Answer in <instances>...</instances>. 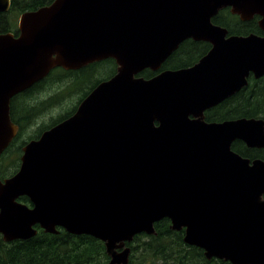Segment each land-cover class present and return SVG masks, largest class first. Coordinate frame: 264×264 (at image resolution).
<instances>
[{
	"label": "water",
	"instance_id": "1",
	"mask_svg": "<svg viewBox=\"0 0 264 264\" xmlns=\"http://www.w3.org/2000/svg\"><path fill=\"white\" fill-rule=\"evenodd\" d=\"M227 7L243 20L261 16L264 30V0H54L23 12L18 35L0 33V161L19 131L13 97L57 67L117 63L0 178L4 241L35 236L37 224L62 227L104 241L105 264H129L127 243L168 218L208 259L264 264V159L233 149L236 140L264 148V118L205 120L251 73L264 76V36H227L214 24ZM10 8L0 0V12ZM189 38L212 44L196 64L137 76L160 69Z\"/></svg>",
	"mask_w": 264,
	"mask_h": 264
},
{
	"label": "trees",
	"instance_id": "2",
	"mask_svg": "<svg viewBox=\"0 0 264 264\" xmlns=\"http://www.w3.org/2000/svg\"><path fill=\"white\" fill-rule=\"evenodd\" d=\"M53 1L13 0L10 13H0V33L15 31L18 34L17 19L19 15L25 11L36 10L51 4ZM14 13L15 16L12 15ZM237 18L229 11V8H226L221 10L213 18V21L227 27L231 33L244 34V28L240 26L241 22L236 21ZM202 50V46L188 39L173 55V58L166 63V66L179 68L193 65L204 54H201ZM108 68L110 73L103 75L102 70ZM115 71L116 62L112 58L91 64L79 71L82 73L83 78L84 76L88 78L89 75L92 78V80L88 79L87 89L85 86L80 89L84 91V95L80 98L76 97L77 102L71 111L65 110L56 117H52L50 123L40 125L28 137H25L27 127L41 113L54 104H62L72 96L67 88L68 79H71V83L76 85L80 83V77L76 76L75 73L69 76L70 73L68 74L67 70L58 67L27 91L16 95L11 102V117L20 126V131L2 155L0 178L4 179L14 175L21 164L23 147L31 140L41 136L43 131L73 115L82 98L87 95L88 90L108 79ZM152 74L153 72L150 70L142 73L145 77ZM254 83L249 84L239 93L230 97L222 104L220 111L211 118L218 120L240 117L264 118V78L258 82L256 81V84L259 83L258 85ZM53 86L54 89H52ZM46 94L48 95L45 97ZM208 118L210 119L209 116ZM233 149L251 159H264V148L248 147L241 140H236L233 143ZM6 167L8 168L6 169ZM11 168H13V171H10ZM20 200L30 203L27 196L21 197ZM37 227L39 233L24 240L18 239L5 242L0 234V264H105L110 258L105 243L92 235H76L62 228H59V233L54 234L45 232L38 225ZM155 227V234L141 233L135 236L133 242L128 243L132 248L129 264H232L217 258L207 259L203 249L186 244L184 242L185 230H173L171 221L168 218L156 222Z\"/></svg>",
	"mask_w": 264,
	"mask_h": 264
},
{
	"label": "flooded vegetation",
	"instance_id": "3",
	"mask_svg": "<svg viewBox=\"0 0 264 264\" xmlns=\"http://www.w3.org/2000/svg\"><path fill=\"white\" fill-rule=\"evenodd\" d=\"M12 3H13V0H11V8H12ZM11 8H10V10H11ZM227 8H229V11L232 13V11H231V7H227ZM226 9V8H225ZM9 10V11H10ZM9 11H7V12H9ZM7 12H0V13H7ZM219 14V13H218ZM217 14V15H218ZM233 14V13H232ZM216 15V16H217ZM234 16H236V17H238L237 19H239V20H237L236 19V21L237 22H241L240 23V26L242 27V28H244L243 29V31H244V34H240V33H231L230 31H229V29L227 28V27H225V26H223V27H225V28H227V30H228V34H227V36H230V35H242V36H249V35H257V36H264V30L261 28V26H260V23H259V21H260V18H261V16H259V15H255L253 18H251V19H249V20H243V19H241V17L239 16V15H237V14H233ZM20 16V15H19ZM214 22V21H213ZM18 23H19V18H18V20H17V26H18ZM214 24H216V25H220L219 23H216V22H214ZM220 26H222V25H220ZM12 33L13 34H15V35H17V33L15 32V31H12ZM189 39H191V41L192 42H194V43H196V44H198V45H200V46H202L203 47V50L201 51V54L202 53H204L199 59H198V61L203 57V56H205L210 50H211V48H212V44L209 42V41H206V40H195V39H193V38H189ZM188 39H186L185 41H187ZM184 41V42H185ZM184 42H182L181 44H180V46H179V48L182 46V44L184 43ZM179 48L177 49V50H175L166 60H165V62L162 64V66L160 67V69H158V70H152V69H150V68H146V69H144L143 71H141L137 76H142V77H144V78H146V79H151V78H153L154 76H156V75H158L159 73H161V72H163V71H165V70H173V69H180V68H184V67H179V68H174V67H171V66H169V67H167L166 66V63L170 60V59H172L173 58V55L179 50ZM198 61H196L194 64H196ZM99 62V61H98ZM115 62H116V60H115ZM172 62V61H171ZM94 63H97V62H93V63H90V64H88V65H86V66H84V67H82V68H79V69H65V70H67V72H68V74H69V76H72L71 74L72 73H75L76 74V76H78V77H80V83H78V84H76V85H73L72 83H71V79H68L69 80V82H68V86H67V88H68V91L70 92V93H72V96H75V99H76V97L77 98H80V96L82 97L83 95H84V91H81L80 89L83 87L84 88V86L86 87V89L88 88V82H89V80L88 79H91L92 80V78H91V75H89L88 76V78H86L85 76H84V78L82 77L83 75H81L82 73L81 72H79V71H81V70H83V69H85V67H88V66H90L91 64H94ZM193 64V65H194ZM190 66H192V65H190ZM190 66H187V67H190ZM146 70H150V71H152L153 72V74L151 75V76H149V77H145L144 75H142V73H144ZM116 72H117V63H116V71L114 72V74H112L110 77H108V79L109 78H111L112 76H114L115 74H116ZM92 74V73H91ZM95 76H96V73H95ZM264 78V76H262V77H260V78H256L255 76H254V74L253 73H251L250 74V76L248 77V85L249 84H251V83H253V82H255L254 84L255 85H258L259 83H257L256 84V81L258 82L259 80H261V79H263ZM43 80V79H42ZM247 85V86H248ZM96 87H93V88H91V90H88V93H87V95H85L83 98H82V100H81V102L95 89ZM245 88V87H244ZM27 91V90H26ZM241 91V90H240ZM239 91V92H240ZM25 92V91H24ZM239 92H237V93H239ZM236 93V94H237ZM236 94H234V95H236ZM234 95H232V96H234ZM232 96H230V97H232ZM230 97H228V98H226L224 101H222V102H220L219 104H217V105H215V106H213V107H211V108H209V109H207L206 111H205V120L207 121V122H215V121H217V122H220V121H224V120H226V119H224V120H218V119H213V118H211L213 115H215L217 112H219L220 111V107H222L223 105V103H225ZM41 98V97H40ZM47 99V98H46ZM80 102V103H81ZM79 103V104H80ZM79 106V105H78ZM227 107V105L225 106V108ZM77 109H78V107H77ZM77 111V110H76ZM75 111V112H76ZM208 116L210 117V119L208 118ZM193 118V117H192ZM15 122V121H14ZM16 123V122H15ZM17 124V123H16ZM32 124V123H31ZM30 124V125H31ZM29 127V126H28ZM27 127V128H28ZM19 131H20V126H19ZM19 131H18V133H19ZM44 132V131H43ZM40 137V136H39ZM38 137V138H39ZM16 138V137H15ZM14 138V139H15ZM38 138H36V139H38ZM24 148V147H23ZM2 160V159H1ZM21 198V197H20ZM20 200V199H19ZM21 202H23L22 200H20ZM23 203H25V202H23ZM27 205H29V206H33V203L31 202V200H30V203H26ZM109 260H110V258H109ZM108 260V261H109Z\"/></svg>",
	"mask_w": 264,
	"mask_h": 264
},
{
	"label": "rangeland",
	"instance_id": "4",
	"mask_svg": "<svg viewBox=\"0 0 264 264\" xmlns=\"http://www.w3.org/2000/svg\"><path fill=\"white\" fill-rule=\"evenodd\" d=\"M12 15L15 16V13ZM102 72H103V75L104 74L107 75L110 73V70L109 68L107 70L103 69ZM52 89H54V86L52 87ZM47 95L48 94H46L45 97ZM76 102H77V99L75 100V96H71L66 101H64L62 104H54L53 106H51L48 110L41 113L38 116V118L33 121L31 125H29V127L26 130L25 137H28L29 135H31L33 131L36 130L40 125L45 124V123H50L52 117H56L60 113H63L65 110L71 111ZM7 168L8 167H6V169ZM10 171H13V168H11Z\"/></svg>",
	"mask_w": 264,
	"mask_h": 264
}]
</instances>
